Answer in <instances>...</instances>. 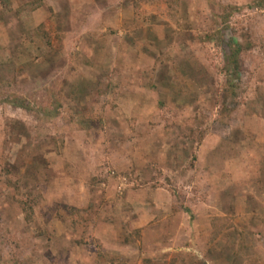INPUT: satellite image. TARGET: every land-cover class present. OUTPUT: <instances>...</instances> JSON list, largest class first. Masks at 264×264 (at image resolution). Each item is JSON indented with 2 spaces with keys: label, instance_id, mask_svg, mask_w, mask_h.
Here are the masks:
<instances>
[{
  "label": "rangeland",
  "instance_id": "rangeland-1",
  "mask_svg": "<svg viewBox=\"0 0 264 264\" xmlns=\"http://www.w3.org/2000/svg\"><path fill=\"white\" fill-rule=\"evenodd\" d=\"M2 91L0 264H264V0H0Z\"/></svg>",
  "mask_w": 264,
  "mask_h": 264
},
{
  "label": "trees",
  "instance_id": "trees-1",
  "mask_svg": "<svg viewBox=\"0 0 264 264\" xmlns=\"http://www.w3.org/2000/svg\"><path fill=\"white\" fill-rule=\"evenodd\" d=\"M229 12L231 14V13L235 12V10L232 9ZM225 17H227V16H225ZM223 27L226 30L229 29V26L227 25L226 21L223 23ZM224 34H226V35H225L224 38H222V43H223V48L225 50V55H226L225 72L230 77V80H231L230 81V85L235 87L234 80L236 78L239 79L241 77V73H242L241 62L239 60V56H240V54L242 52V47L237 42H235V40L231 37V35H228L227 33H224ZM226 93H231V92L226 90ZM232 93H233V91H232ZM232 93H231V95H235V94H232ZM5 103H10L11 105H13L15 107H18V108H21V109H26V108L29 107V104L26 102V99L17 98L14 94L2 91L0 93V105H3ZM42 114H44L45 116H48V114H51V113L50 112H46V113L43 112ZM53 118H55V117H53ZM80 118H82V117H80ZM83 119H81L80 121L82 122ZM84 124L86 125L87 123L85 122ZM33 203L32 202L30 203V202L26 201L25 203H21V205H20L23 210L29 211V214H27V216H26V219L28 221L31 220V218H30L31 213L30 212H33V209H32V204ZM75 213L77 215L80 214L77 211H75ZM80 217H82L83 220H86L83 215H81ZM137 234H138V232H137ZM109 263L114 264L113 260H110Z\"/></svg>",
  "mask_w": 264,
  "mask_h": 264
},
{
  "label": "crops",
  "instance_id": "crops-1",
  "mask_svg": "<svg viewBox=\"0 0 264 264\" xmlns=\"http://www.w3.org/2000/svg\"><path fill=\"white\" fill-rule=\"evenodd\" d=\"M139 127V126H138ZM139 128H141V127H139ZM141 145H142V142L139 144V146L141 147ZM142 149V148H141Z\"/></svg>",
  "mask_w": 264,
  "mask_h": 264
}]
</instances>
